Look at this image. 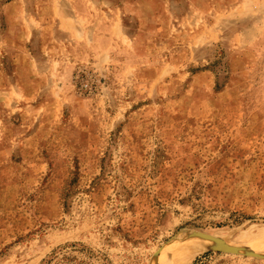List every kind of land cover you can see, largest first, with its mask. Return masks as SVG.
I'll return each instance as SVG.
<instances>
[{"label":"rangeland","instance_id":"rangeland-1","mask_svg":"<svg viewBox=\"0 0 264 264\" xmlns=\"http://www.w3.org/2000/svg\"><path fill=\"white\" fill-rule=\"evenodd\" d=\"M0 264H264V0H0Z\"/></svg>","mask_w":264,"mask_h":264},{"label":"bare ground","instance_id":"bare-ground-1","mask_svg":"<svg viewBox=\"0 0 264 264\" xmlns=\"http://www.w3.org/2000/svg\"><path fill=\"white\" fill-rule=\"evenodd\" d=\"M196 237V236H193ZM247 241V240H246ZM262 248V247H261ZM262 250V249H261ZM192 254H194L192 251L190 252H185L184 254H182V260L186 259V258H190L192 256Z\"/></svg>","mask_w":264,"mask_h":264}]
</instances>
